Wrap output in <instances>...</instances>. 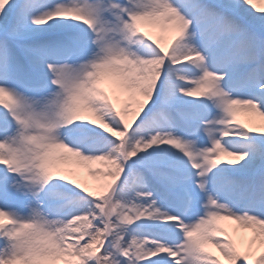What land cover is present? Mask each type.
<instances>
[{
	"label": "snow or ice",
	"instance_id": "obj_1",
	"mask_svg": "<svg viewBox=\"0 0 264 264\" xmlns=\"http://www.w3.org/2000/svg\"><path fill=\"white\" fill-rule=\"evenodd\" d=\"M0 264H264V0H0Z\"/></svg>",
	"mask_w": 264,
	"mask_h": 264
},
{
	"label": "rangeland",
	"instance_id": "obj_2",
	"mask_svg": "<svg viewBox=\"0 0 264 264\" xmlns=\"http://www.w3.org/2000/svg\"><path fill=\"white\" fill-rule=\"evenodd\" d=\"M239 118L242 119V120H247L248 119L246 116H243V115H241V117H239Z\"/></svg>",
	"mask_w": 264,
	"mask_h": 264
}]
</instances>
